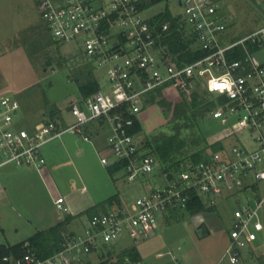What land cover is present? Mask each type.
<instances>
[{
	"label": "built area",
	"instance_id": "2783aa9c",
	"mask_svg": "<svg viewBox=\"0 0 264 264\" xmlns=\"http://www.w3.org/2000/svg\"><path fill=\"white\" fill-rule=\"evenodd\" d=\"M34 1L52 40L73 44L81 54L93 59L104 70L109 88L103 86L93 95L73 102L68 108L73 123L67 126L48 121L17 127L19 104L1 93L0 169L12 164L38 171L45 165L41 153L44 145L66 133L90 142L82 127L102 123L108 128L105 147L112 158L100 155V163L105 167L123 164L121 172L127 182L150 176L151 182L158 184L129 205L113 203L88 218L82 234L66 236L61 250L49 258L40 259L27 252L17 258L3 257L2 261L83 264L80 258L99 243L114 245L122 236L134 243L151 237L158 217L164 220L169 212L184 214L191 196L207 207H214L215 199L240 196L244 203L231 214L228 243L219 261L239 264L241 250H250L259 233L264 232V193L255 189L264 182V167H259L264 165V65L249 51V47H264V23L225 45L227 28L217 0H177L181 14L174 17L180 18L185 36L192 41L188 51L206 54L183 64L162 45L170 23L151 25L142 17L139 6L147 0ZM248 1L264 19V10L258 3ZM257 2L264 5V0ZM237 48L243 58L231 59L230 53ZM167 83H175L183 94H209L215 102L209 116L224 128L223 138L243 131L255 133L257 148L226 147L218 140L220 151L209 152L197 163L187 160L176 167L160 164L146 154L129 132L132 117L141 112L145 94ZM249 190L254 193L243 196ZM55 207L66 211L60 197ZM171 262L183 264L174 257Z\"/></svg>",
	"mask_w": 264,
	"mask_h": 264
},
{
	"label": "rangeland",
	"instance_id": "374dc122",
	"mask_svg": "<svg viewBox=\"0 0 264 264\" xmlns=\"http://www.w3.org/2000/svg\"><path fill=\"white\" fill-rule=\"evenodd\" d=\"M254 2L264 10V5L257 0ZM217 5L227 28L225 45L264 23L248 0H217ZM165 8L172 16L181 14L177 0H164L145 9L142 17L149 19ZM56 43L41 20L34 0H0V94L11 96L18 102L17 127L48 121H57L63 126L72 124L68 108L79 99L75 79L87 73L94 76L100 89L103 86L109 88L104 70L98 68L93 59L85 57L73 44ZM254 59L264 65V47L254 53ZM138 119L142 128L135 137L138 143L157 135L173 134V125L167 123L162 110L157 107L143 109ZM93 125L87 124L82 129L86 134H92ZM175 125L179 127L177 138L183 143L174 154L176 159L188 157L218 140L226 147L243 145L247 149H256L258 146L256 134L248 131L224 139V128L207 112L195 120V125L184 120H178ZM107 135L106 126L100 131L103 145ZM99 150V144L84 142L79 135L67 133L41 149L46 160L45 168L56 191L53 200L62 198L64 207L70 208L72 213L79 210L76 208H80L81 201L87 200L88 196L98 204L115 194L118 195L115 204L129 205L158 184L157 181L151 182L150 176L127 182L123 172L116 174L118 179L114 180L100 163L101 154L111 159V153L106 147L104 152ZM78 152L81 155L78 156ZM30 170L34 171L12 164L0 169V190L7 184L9 191L5 197L0 195L1 244L20 243L43 230L42 227L48 226L55 217H63L64 212L52 206L37 175ZM23 171L29 172L30 181L25 185L16 179L23 175ZM255 189L260 191L257 193H264V182L258 183ZM253 193L249 190L243 196ZM243 203L240 196H234L224 201L215 199L212 212L192 216L186 212H169L164 220L158 217L157 229L151 237L134 243L122 236L114 245L99 243L94 252L80 259L83 264H98L104 260L113 263L120 252L134 247L140 257L139 264H174L172 257L179 258L183 264H229L226 260L219 261L228 243L231 214ZM85 210H81L78 216L84 225L88 219ZM78 217L68 228L74 235L83 232ZM202 224L206 229L201 227ZM239 264H264V232L259 233L250 250H241Z\"/></svg>",
	"mask_w": 264,
	"mask_h": 264
},
{
	"label": "trees",
	"instance_id": "16d2710c",
	"mask_svg": "<svg viewBox=\"0 0 264 264\" xmlns=\"http://www.w3.org/2000/svg\"><path fill=\"white\" fill-rule=\"evenodd\" d=\"M164 0H147L139 6L140 10L153 6ZM180 18L174 17L170 14L169 10L165 8L162 12L149 18L151 25H161L165 22L170 23V30L167 32L166 38L163 40L162 45L171 54L176 56L177 60L183 64H189L197 59L203 58L206 54L202 51H196L191 53L188 51V47L192 44V41L185 36V31L180 26ZM243 36V35H242ZM242 36H238V39ZM54 44L56 41L52 40ZM257 47H249V51L252 53L257 52ZM231 59H242L243 53L240 48L230 53ZM77 91L79 99H84L93 95L99 91V84L95 80L91 73L83 75L82 78H76ZM157 107L162 110V113L167 119V123L172 124V135H160L146 140L142 144L143 151L156 158L161 164L168 167H176L185 161H191L197 163L205 158L209 152H218L222 149L220 142L213 143L211 145H205L202 150L196 151L181 159H176L174 154L182 147V141L178 140L179 127L175 125L178 120H184L195 125V120L203 113H209L215 107V102L212 97L206 92H192L190 94H183L179 91L175 83H167L159 88H156L142 98V108ZM134 120L133 126L129 129L130 134L137 135L141 132V124L138 117H132ZM62 122V120H60ZM102 124V123H100ZM204 137H202L203 139ZM204 141V139H203ZM208 151V152H207ZM107 168V172L110 176L116 172H120L123 168V164L116 163ZM116 196H112L105 201L97 204L94 207L87 209L84 213L90 218L99 211H104L105 208L111 206L116 202ZM185 212L189 215H195L201 212H212L213 206L203 205L199 199L194 196L190 197ZM73 217L67 215L62 221L57 224L41 231H36L33 235L25 239L24 241L15 245H4L0 243V264H7L2 261L3 257L12 256L19 257L24 253H33L40 259H46L59 252L64 243L66 236L71 235L68 233L67 226L71 222ZM139 254L134 247L126 249L120 252L116 256V261L113 263L107 262V260L101 261L98 264H127L139 262Z\"/></svg>",
	"mask_w": 264,
	"mask_h": 264
},
{
	"label": "crops",
	"instance_id": "0c3cea01",
	"mask_svg": "<svg viewBox=\"0 0 264 264\" xmlns=\"http://www.w3.org/2000/svg\"><path fill=\"white\" fill-rule=\"evenodd\" d=\"M63 121V120H62ZM104 127H106V126H102L101 124L99 125V124H94L93 125V133L92 134H87L88 136H89V138H90V143L91 144H94V143H96V144H99L100 145V153L101 152H104V148H105V145H103L102 143H101V141H100V131H101V129H103ZM57 139H59V138H57ZM57 139H55V140H53V141H51L52 143L54 142V141H56ZM50 143V142H49ZM102 144V145H101ZM43 155V154H42ZM77 155L79 156V155H81V152H78L77 153ZM101 155H103V154H101ZM44 157V156H43ZM44 159H45V157H44ZM45 164H46V160H45ZM31 171V170H30ZM31 172H33V173H35L36 175H37V177H38V179H39V181H40V184H41V186H42V188H43V190L47 193V195L49 196V198H50V201L52 202V206L53 207H55V201H56V199L55 200H53L54 199V196H55V189H54V185H53V182H52V180H51V178H50V176H49V174L47 173V170H46V168H45V165L40 169V170H34V171H31ZM121 172V171H120ZM119 172H116L115 174H113V176H114V180H116V179H118V177L116 176V174H118ZM22 174L23 175H20L18 178H16L17 179V182L19 183V184H23V185H25V184H27V183H29V179H28V174H29V172L28 171H23L22 172ZM24 175H26V177H23ZM113 176H111V177H113ZM28 185H30V184H28ZM84 187L82 188V190L84 191ZM30 190V189H29ZM8 186H7V184H4V186H3V188L0 190V195L1 196H6V194H8ZM115 195V194H114ZM114 195H111V196H109L108 198H110V197H112V196H114ZM116 196V195H115ZM117 197V199H118V195L116 196ZM59 198V197H58ZM108 198H106V199H108ZM105 199V200H106ZM72 200V199H71ZM105 200H103V201H105ZM102 201V202H103ZM82 202V206L80 207V208H76V209H79V210H76V212H70L71 210H69L70 208H66V211L64 212V214H63V217H55V219L52 221V222H49V224H48V226H46V227H42V228H44L43 230H45V229H47V228H49V227H51V226H53V225H55V224H57L58 222H60V221H62V219L65 217V216H67V215H69V216H71V217H73L72 218V220H71V222L70 223H72L73 222V220L74 219H77L76 217H80V211L82 210L83 211V209H89V208H91V207H94V206H96L97 204H94L93 202H92V200L90 199V197L88 196V198H87V200H82L81 201ZM99 203H101V202H99ZM98 203V204H99ZM63 205H64V200H63ZM55 209H56V207H55ZM57 210V209H56ZM85 210V211H86ZM79 211V214H76L77 212ZM84 211V212H85ZM78 217V222L84 227L85 225L83 224V221L80 219ZM87 217V216H86ZM88 218V217H87ZM70 223H69V225L67 226V231L69 232V233H73L72 231H70L68 228H69V226H70ZM86 224V223H85ZM42 230V229H41ZM92 252H94V250L92 251ZM86 263H88V261L86 262Z\"/></svg>",
	"mask_w": 264,
	"mask_h": 264
},
{
	"label": "water",
	"instance_id": "95a60500",
	"mask_svg": "<svg viewBox=\"0 0 264 264\" xmlns=\"http://www.w3.org/2000/svg\"><path fill=\"white\" fill-rule=\"evenodd\" d=\"M201 227H202L203 229H206L205 226H204V224H202Z\"/></svg>",
	"mask_w": 264,
	"mask_h": 264
}]
</instances>
